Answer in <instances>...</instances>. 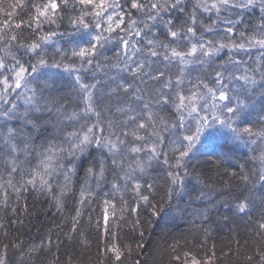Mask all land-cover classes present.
Segmentation results:
<instances>
[{"label": "snow or ice", "instance_id": "1", "mask_svg": "<svg viewBox=\"0 0 264 264\" xmlns=\"http://www.w3.org/2000/svg\"><path fill=\"white\" fill-rule=\"evenodd\" d=\"M0 264H264V0H0Z\"/></svg>", "mask_w": 264, "mask_h": 264}, {"label": "trees", "instance_id": "2", "mask_svg": "<svg viewBox=\"0 0 264 264\" xmlns=\"http://www.w3.org/2000/svg\"><path fill=\"white\" fill-rule=\"evenodd\" d=\"M41 220H42L45 224H47V221H44L43 217H41ZM186 227H187V226H186L185 224L180 223V224H178V227H177L176 230H177V231H179V230H184ZM26 232H27V230H26ZM30 234H31V236H33V237H36V236H37V233H36L35 229H32V231H31ZM159 235H160V230L157 229V230H156V237H158ZM229 239H230V237H229V235L227 234L226 230H225V231H222V232H219V233H217V234L214 235V240H215L216 245H217V253H218V254H219L220 248H221L222 246L228 244ZM211 243H212V241H209V244H211ZM9 255H11V252L9 253Z\"/></svg>", "mask_w": 264, "mask_h": 264}]
</instances>
